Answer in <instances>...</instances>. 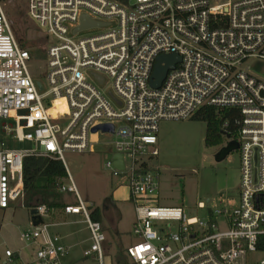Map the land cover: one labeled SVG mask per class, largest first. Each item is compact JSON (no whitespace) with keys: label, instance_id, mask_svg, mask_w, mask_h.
I'll use <instances>...</instances> for the list:
<instances>
[{"label":"built area","instance_id":"built-area-1","mask_svg":"<svg viewBox=\"0 0 264 264\" xmlns=\"http://www.w3.org/2000/svg\"><path fill=\"white\" fill-rule=\"evenodd\" d=\"M82 16L100 25L74 33ZM27 17L48 41L47 88L30 72L31 55L0 3V132L33 144L7 150L0 140V210L23 197L24 157L60 160L66 178L57 192L75 198L61 212L83 218L91 241L84 257L95 254L104 264L105 233L91 219L64 153L92 151V129L110 124L113 132L102 133L113 137L104 167L128 189L135 216L129 264H264V73L256 72L264 63V0H27ZM173 54L180 62L151 88L156 59ZM92 81H109L112 92L103 94ZM58 99L66 112H51ZM203 107L239 110L237 138L229 140L238 143L240 176L238 203L200 217L160 204V170L152 161L160 123L190 119ZM33 209L20 234L31 260L0 248V264H62L68 249L46 222L55 209Z\"/></svg>","mask_w":264,"mask_h":264},{"label":"rangeland","instance_id":"rangeland-1","mask_svg":"<svg viewBox=\"0 0 264 264\" xmlns=\"http://www.w3.org/2000/svg\"><path fill=\"white\" fill-rule=\"evenodd\" d=\"M0 3L14 37L31 54V61L28 63L30 72L47 88L45 56L48 41L28 19L27 0H0ZM258 65L256 72L263 74L264 63L260 62ZM92 83L98 86L96 82ZM98 87L103 94L112 92L109 81ZM55 106L56 108L51 110L52 113L55 109L66 112L64 101ZM5 123L12 125V129L15 128L13 121L7 120ZM205 129V123L191 119L160 123L157 146L159 155L152 164L160 169L159 192L162 206H184L189 215L204 217L208 209H229L238 203V152L234 150L217 161L222 145H226L228 140H224L220 145L207 147L204 144ZM0 140L7 150L25 151L33 148L31 142H20L14 138V134L7 135L3 131L0 132ZM90 140L93 143V152H65L64 161L82 200L103 209L106 197L111 200L114 189L121 182L110 176L104 167L112 150L113 137L98 132L90 135ZM64 196L69 203L75 202L73 195ZM199 202H203L206 208H197ZM111 206L118 211L119 217L113 220V225L109 222L108 230L105 231L104 264H114L117 251L123 253L124 249L136 243L131 230L134 218L132 205L119 201ZM28 209L19 199L9 209L0 210L1 248H27L20 234L29 229ZM69 218L73 219V223L65 225H55L61 223L58 219L46 221L50 232L62 236L67 245L75 244V247L68 251V256L65 255L61 260L73 264H98L95 254L83 256L85 248L91 245L86 223L78 216Z\"/></svg>","mask_w":264,"mask_h":264},{"label":"trees","instance_id":"trees-1","mask_svg":"<svg viewBox=\"0 0 264 264\" xmlns=\"http://www.w3.org/2000/svg\"><path fill=\"white\" fill-rule=\"evenodd\" d=\"M190 119L205 123L206 129L204 144L207 147L222 144L223 141L226 140V135L231 136L233 139L237 138L238 121L240 120V112L238 109L203 107ZM65 178L66 170L60 160L32 155L24 157V206L29 207V204L35 198L39 197V204H45L48 208L56 206L63 207L65 204L62 201L63 194L58 193L57 188ZM91 219L99 222L102 226V230L104 231V226L101 222V215L98 208H95L92 211ZM114 264H129L125 251L123 253L121 251H117Z\"/></svg>","mask_w":264,"mask_h":264},{"label":"crops","instance_id":"crops-1","mask_svg":"<svg viewBox=\"0 0 264 264\" xmlns=\"http://www.w3.org/2000/svg\"><path fill=\"white\" fill-rule=\"evenodd\" d=\"M91 152H93V149H92V151H89V153H91ZM65 167V166H64ZM159 169V168H158ZM66 170V169H65ZM160 170V169H159ZM161 176V175H160ZM160 176H159V181H160ZM62 182H64V180H62ZM160 183V182H159ZM120 183H118V185L116 186V188L114 189V191H113V194H112V199L111 200H109V198L108 197H106L107 198V200L106 201H108V202H106L105 201V205H104V207H103V209H99L98 207H96L95 205H93L92 203H90V204H88V205H91L92 206V208L90 209V211H91V213H92V211L95 209V208H98V210H99V212H100V215H101V222H102V224H103V226H104V233H106L107 232V230H108V223L110 222L112 225L114 224L113 223V220L115 221L118 217H119V213H118V211L115 209V208H113L111 205H114V203L115 202H126V203H130V205H132L131 204V202L129 201V191H128V189L123 185V184H121V185H119ZM159 194H160V192H159ZM65 194H63V196H62V201H63V203H69L68 201H67V198L64 196ZM23 196H24V192H23ZM82 199V198H81ZM21 200V202H22V204L24 205V203H23V197L20 199ZM72 203H75V202H72ZM199 203H203V202H199ZM13 204V203H12ZM11 204V205H12ZM39 204V197H37V198H35L29 205V213H30V210L31 209H33L34 208V206H37ZM133 207V206H132ZM198 207V206H197ZM52 209H55V214L52 216V218L51 219H49V221L50 220H54V219H58L59 221H61V223H56L55 225H58V224H62V225H65V224H70V223H73V222H71V220L73 221V219H71V218H69L70 216H78V217H81V216H79V215H64L62 212H61V209H62V206H56V207H51ZM133 212H134V209H133ZM81 219H82V221L84 222V220H83V218L81 217ZM134 219H135V216H134V218H133V222H134ZM29 221H30V219H29ZM133 222H132V224H133ZM85 223V222H84ZM50 225V224H49ZM51 225H53V226H55L54 224H51ZM49 230V229H48ZM106 231V232H105ZM50 233H52V232H50ZM52 234H55V233H52ZM57 235V234H56ZM58 236H60V235H58ZM61 237V241H62V243H63V245L65 246V247H67V249H68V251L70 250V249H73L74 247H75V244H69V245H67L66 243H64L63 242V238H62V236H60ZM88 241L91 243V241H90V237L88 238ZM27 247V246H26ZM1 248V247H0ZM89 248H85V250L83 251V256H84V252L85 251H87ZM125 250V249H124ZM15 251H19V253H20V257H21V259L23 260V261H30L31 260V257H32V253H33V251H32V249H30V248H25V249H17V250H15ZM67 254H68V252H67ZM66 254V255H67ZM68 256V255H67ZM66 258V257H65ZM61 262H62V264H73L72 262H70V261H62L61 260Z\"/></svg>","mask_w":264,"mask_h":264},{"label":"water","instance_id":"water-1","mask_svg":"<svg viewBox=\"0 0 264 264\" xmlns=\"http://www.w3.org/2000/svg\"><path fill=\"white\" fill-rule=\"evenodd\" d=\"M100 23L94 22L89 20L86 16H82L80 20V26L75 29L74 33L80 32L84 29L91 28V27H97ZM180 62V57L176 54L173 55H163L156 59V63L153 68V72L150 78V86L153 89H158L161 86V83L163 82L166 73L168 70H172L176 63ZM36 85L38 89L42 90V85L39 81L36 82ZM97 131H100L101 133L106 132H113V126L110 124L100 125L92 129V133H96ZM229 135H226V139L229 140ZM238 149V143L229 140L228 143L221 149L220 153L218 154L217 161L225 158L230 152ZM223 156L222 158L220 156ZM114 158L118 160L116 163V166L119 168H122V156L121 155H115ZM30 214H35V210L31 209ZM31 221L33 222V225H37L40 223L39 219H35V217H31Z\"/></svg>","mask_w":264,"mask_h":264},{"label":"bare ground","instance_id":"bare-ground-1","mask_svg":"<svg viewBox=\"0 0 264 264\" xmlns=\"http://www.w3.org/2000/svg\"><path fill=\"white\" fill-rule=\"evenodd\" d=\"M62 101H64V100L63 99H58V100L55 101V104H57L59 102H62Z\"/></svg>","mask_w":264,"mask_h":264},{"label":"flooded vegetation","instance_id":"flooded-vegetation-1","mask_svg":"<svg viewBox=\"0 0 264 264\" xmlns=\"http://www.w3.org/2000/svg\"><path fill=\"white\" fill-rule=\"evenodd\" d=\"M222 146L224 147L225 145L223 144ZM223 147H222V148H223ZM222 148H221V149H222ZM221 149H220V151H221ZM220 157L222 158L223 156L221 155Z\"/></svg>","mask_w":264,"mask_h":264}]
</instances>
